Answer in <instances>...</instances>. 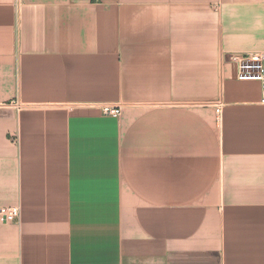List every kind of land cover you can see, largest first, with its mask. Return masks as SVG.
<instances>
[{"label":"crops","instance_id":"crops-1","mask_svg":"<svg viewBox=\"0 0 264 264\" xmlns=\"http://www.w3.org/2000/svg\"><path fill=\"white\" fill-rule=\"evenodd\" d=\"M263 51L264 0H0V264H264Z\"/></svg>","mask_w":264,"mask_h":264},{"label":"built area","instance_id":"built-area-1","mask_svg":"<svg viewBox=\"0 0 264 264\" xmlns=\"http://www.w3.org/2000/svg\"><path fill=\"white\" fill-rule=\"evenodd\" d=\"M232 58L237 62V76L240 80H255L261 85V103L264 104V51L247 52L235 54ZM19 107L18 102H14ZM221 103H218L217 110H221ZM101 111L108 115H120L121 106L104 104ZM20 207L17 206H0V219L4 222H13L19 218Z\"/></svg>","mask_w":264,"mask_h":264},{"label":"rangeland","instance_id":"rangeland-1","mask_svg":"<svg viewBox=\"0 0 264 264\" xmlns=\"http://www.w3.org/2000/svg\"><path fill=\"white\" fill-rule=\"evenodd\" d=\"M110 105H112V104H110ZM113 106H115V105H113Z\"/></svg>","mask_w":264,"mask_h":264}]
</instances>
